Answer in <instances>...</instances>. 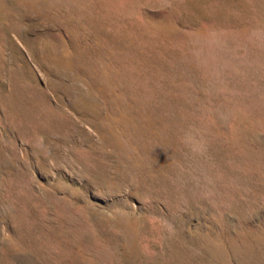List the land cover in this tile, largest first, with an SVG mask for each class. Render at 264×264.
Returning <instances> with one entry per match:
<instances>
[{
    "label": "rangeland",
    "instance_id": "1",
    "mask_svg": "<svg viewBox=\"0 0 264 264\" xmlns=\"http://www.w3.org/2000/svg\"><path fill=\"white\" fill-rule=\"evenodd\" d=\"M0 264H264V0H0Z\"/></svg>",
    "mask_w": 264,
    "mask_h": 264
}]
</instances>
